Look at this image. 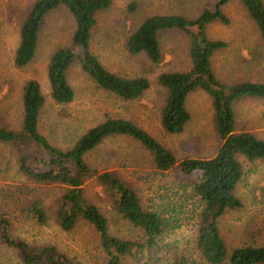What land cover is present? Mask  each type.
<instances>
[{"label": "rangeland", "instance_id": "rangeland-1", "mask_svg": "<svg viewBox=\"0 0 264 264\" xmlns=\"http://www.w3.org/2000/svg\"><path fill=\"white\" fill-rule=\"evenodd\" d=\"M32 1L0 0V126L19 127L22 86L28 78H35L45 96L38 128L54 145H70L85 128L109 114L140 125L170 149L177 160L185 156L206 157L215 152L219 141L213 129L210 99L202 90L196 89L187 95L185 105L190 117L180 132L168 133L159 124L164 89L157 83L156 76L162 71L188 67V36L177 29L159 31L161 57L156 63L142 52L129 53L125 46L129 32L146 16L178 13L190 18L197 14L203 3L210 5L214 0H111L106 8L95 13L89 49L108 70L121 76H144L149 85L140 97L123 99L98 87L75 60L65 72L73 90V98L66 103H55L50 99L46 77L50 54L58 47L70 44L74 21L64 5L48 11L41 19L33 57L22 66L13 62L19 25ZM222 10L228 22L212 21L205 29L208 37L227 42L226 47L212 54V70L226 83L264 81V43L241 3L229 0ZM263 109V98L238 99L233 103L234 127L264 135ZM16 157V151L8 143H0V216L9 220L10 236L29 245H53L69 259L82 264H103L105 257L97 232L90 223L77 219L72 227L62 229L56 220L58 197L65 187L33 181L18 170ZM85 160L98 170L113 171L134 187L142 206L167 207L169 210L164 214L173 215L178 223L161 237L159 248L133 250L134 254L125 255L120 264H209L196 246L199 204L188 187L178 185L181 179H189L188 176L181 174L175 166L157 170L149 152L124 135L105 137L85 154ZM239 160L242 174L235 193L242 205L227 210L218 221L220 235L228 248L242 243H264V161H247L242 157ZM83 194L105 215L112 234L125 238L139 234L114 213L94 177L84 181ZM33 201L43 209V220H38L32 212ZM169 206L175 210H170ZM0 263L23 264L16 248L1 240Z\"/></svg>", "mask_w": 264, "mask_h": 264}, {"label": "trees", "instance_id": "trees-1", "mask_svg": "<svg viewBox=\"0 0 264 264\" xmlns=\"http://www.w3.org/2000/svg\"><path fill=\"white\" fill-rule=\"evenodd\" d=\"M228 1L214 0L210 5L203 3L197 14L190 18L178 13L148 15L125 38L129 53L142 52L156 63L161 57L157 37L159 31L177 29L188 36V67L162 71L156 76L157 83L164 89L159 124L168 133L180 132L190 117L185 105L187 95L193 90H202L210 99L213 129L219 141L212 155L185 156L177 160L170 149L140 125L128 118L109 114H104L101 120L85 128L70 145H54L38 128L45 96L35 78H28L22 86L19 127L0 126V143H8L16 151L18 170L35 182L58 183L65 187L58 197L56 220L62 229H69L77 219L90 223L97 232L105 257L103 264H120L125 255H132L135 250L159 248L161 237L178 226L173 215L164 214L169 210L167 207L142 206L136 189L119 175L88 165L85 154L110 135H124L139 143L149 152L157 170L175 166L181 174L189 177L181 179L178 185L188 187L191 196H195L199 204L196 246L206 263L264 264V243H242L228 248L218 228L219 218L224 212L242 205L235 193L242 174L239 157L247 161H264V135H256L247 129L237 130L233 111V103L242 97L264 99V81L226 83L216 76L210 64L212 54L226 47L227 42L221 38L208 37L206 25L212 21L228 22L222 10ZM110 2L33 0L29 5L20 22L18 42L13 53L16 66L25 65L33 57L40 21L48 11L62 4L74 21L70 44L55 49L46 63L48 96L55 103H66L73 98V90L65 72L75 60L98 87L118 97L133 100L147 89L149 82L146 77L116 74L105 68L89 49L88 39L95 22V13L106 8ZM239 2L264 43V1ZM261 116L264 124V109ZM89 177H94L99 183L111 209L139 233L137 236L125 238L110 232L105 215L83 194V183ZM170 210L174 211L175 208L171 207ZM32 212L38 220L44 219V211L35 201L32 202ZM8 231L9 220L1 215L0 240L16 248L23 264H82L69 259L53 245H29L22 239L11 237Z\"/></svg>", "mask_w": 264, "mask_h": 264}]
</instances>
